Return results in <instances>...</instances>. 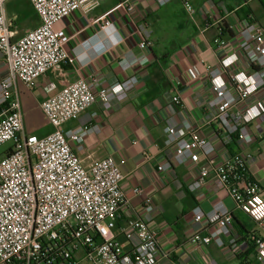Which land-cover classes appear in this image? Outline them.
Returning a JSON list of instances; mask_svg holds the SVG:
<instances>
[{"label":"built area","instance_id":"built-area-1","mask_svg":"<svg viewBox=\"0 0 264 264\" xmlns=\"http://www.w3.org/2000/svg\"><path fill=\"white\" fill-rule=\"evenodd\" d=\"M7 1L0 0V52L9 70L8 77L0 81V148L8 143L12 147L0 159V264H158L159 233L147 221L132 220L121 230L131 244L129 250L115 235L118 211L126 201L121 188L124 161L109 157L85 167L71 147V142L98 133L99 125L64 130L66 123L97 101L108 108L127 100L135 88L133 80L104 87L99 78L92 76L89 81L80 79L60 90L50 83L41 108L54 131L45 137L24 132L17 81L31 90L41 77L72 64L68 45L73 37L57 25L75 12L94 11L104 0H29L40 25L18 40L5 14ZM153 1L158 7L171 2ZM182 3L187 14L194 17L191 2ZM120 6L129 14L135 8L133 0H125ZM110 15L102 19L99 31L83 46L97 39L90 47L104 51L102 37L110 34L115 44L123 42ZM140 33L142 54L128 53L120 61L124 70L150 62L145 52L151 46V33L146 26L140 28ZM214 43L221 49L228 45L220 38ZM235 46L218 67L205 64L204 72L212 93L207 119L218 121L230 138L235 137L241 151L231 158L216 160V148L201 135L200 127L185 121L169 128L165 146L172 151V163L162 164L159 170L168 171L173 164H197L201 156L205 157L207 162L189 189L195 192L212 178L261 234L252 233L242 242L234 232L231 211L218 203L209 213L200 207L193 210L194 222L205 233L193 234L189 244L198 249L215 244L240 257L239 264H264L263 189L248 175L254 158L244 149L248 141L256 139L250 126L264 123V98L260 97L264 94V24L250 23L239 30ZM241 61L249 72L236 67ZM187 73L191 80L202 76L197 66L188 68ZM173 103L182 104L179 94L173 97ZM133 192L141 195L142 191L135 188ZM143 209L146 213L154 211L151 198L145 199ZM164 256L169 258L167 253Z\"/></svg>","mask_w":264,"mask_h":264},{"label":"crops","instance_id":"crops-1","mask_svg":"<svg viewBox=\"0 0 264 264\" xmlns=\"http://www.w3.org/2000/svg\"><path fill=\"white\" fill-rule=\"evenodd\" d=\"M123 1L104 0L94 11L88 14L75 12L57 25L73 37L68 51L74 61L63 65L60 71L41 77L31 90L17 81L24 132L45 137L54 131L41 108L48 97L45 88L50 83H55L60 90L80 79L89 81L92 76L99 78L104 87L133 80L135 88L127 100L115 102L108 108L97 101L77 119L64 125L65 131L99 125L98 133L71 142L73 151L85 167L109 157L117 162L124 161L121 188L126 201L118 211L115 235L124 249L129 250L131 244L121 230L128 222L140 218L159 233L158 264H239L240 257L228 249L218 248L215 244L198 249L188 242L193 234L205 233V229L194 222L193 210L200 207L209 213L218 203H224L231 211L235 220L234 232L242 242L245 243L252 233L261 234L247 214L237 209L228 192L212 178L195 192L189 189L207 159L201 156L197 164H173L168 171H160L159 167L166 162L172 163V151L165 146L169 128L179 127L185 121L200 127L201 135L216 148V160L231 158L241 151L235 137L230 138L218 121L207 119L212 93L204 65L218 67L220 61L235 49L239 30L250 23L264 24V0H189L196 13L194 17L187 14L181 0H171L164 7H158L153 0H133L135 8L130 14L120 6ZM109 13L123 42L115 44V38L110 34L108 38L102 37L106 46L104 51L90 47L98 42L97 39L91 41L92 45L83 46L96 35L102 19ZM5 14L15 40L40 25V18L29 0H8ZM142 26L151 33V46L145 52L150 62L124 70L120 61L128 53L142 54L139 48ZM216 38L226 41L227 47L218 48L214 43ZM191 66L201 69L202 76L198 80L190 79L187 69ZM236 67L249 72L243 61ZM8 75L7 64L0 52V81ZM177 94L181 97L180 106L173 103ZM260 97L264 98V94ZM27 100L33 105L32 114L38 113L49 125L42 134H39L41 126H28L29 114L24 103ZM250 128L256 139L244 145L254 158L248 172L262 187L264 198V123H253ZM11 147L8 146L4 155ZM135 188L141 189V195L134 194ZM146 198L152 199V213L143 209ZM165 253L169 258L164 256Z\"/></svg>","mask_w":264,"mask_h":264},{"label":"rangeland","instance_id":"rangeland-1","mask_svg":"<svg viewBox=\"0 0 264 264\" xmlns=\"http://www.w3.org/2000/svg\"><path fill=\"white\" fill-rule=\"evenodd\" d=\"M24 103L27 106V111L29 114V125L28 126L29 127H32L33 125H35L36 127L41 126V131L39 132V134H42L45 131H47L49 129V125L47 124V122L44 121L43 118L38 113L35 112L34 115L32 114V108H33L32 103L30 102L28 103V100L25 101ZM9 145H11V143H8L0 148V157L4 155V152L6 151Z\"/></svg>","mask_w":264,"mask_h":264},{"label":"trees","instance_id":"trees-1","mask_svg":"<svg viewBox=\"0 0 264 264\" xmlns=\"http://www.w3.org/2000/svg\"><path fill=\"white\" fill-rule=\"evenodd\" d=\"M181 2H182V0H181ZM248 175H249V173H248ZM250 176V175H249ZM251 177V176H250Z\"/></svg>","mask_w":264,"mask_h":264}]
</instances>
